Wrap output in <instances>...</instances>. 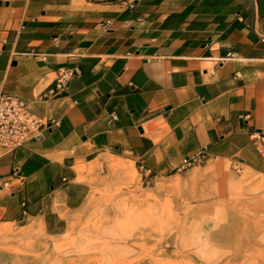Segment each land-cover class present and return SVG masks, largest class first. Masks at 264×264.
<instances>
[{
  "label": "crops",
  "instance_id": "obj_1",
  "mask_svg": "<svg viewBox=\"0 0 264 264\" xmlns=\"http://www.w3.org/2000/svg\"><path fill=\"white\" fill-rule=\"evenodd\" d=\"M61 69L73 73L55 88ZM0 91L47 122L0 145V231L48 198L74 209L79 171L127 160H259L264 0H0ZM65 181V182H64Z\"/></svg>",
  "mask_w": 264,
  "mask_h": 264
},
{
  "label": "rangeland",
  "instance_id": "obj_2",
  "mask_svg": "<svg viewBox=\"0 0 264 264\" xmlns=\"http://www.w3.org/2000/svg\"><path fill=\"white\" fill-rule=\"evenodd\" d=\"M255 146L253 164L200 157L162 176L127 160L77 169L80 203L27 209L0 231V264H264V140Z\"/></svg>",
  "mask_w": 264,
  "mask_h": 264
},
{
  "label": "built area",
  "instance_id": "obj_3",
  "mask_svg": "<svg viewBox=\"0 0 264 264\" xmlns=\"http://www.w3.org/2000/svg\"><path fill=\"white\" fill-rule=\"evenodd\" d=\"M72 73L71 69H61L55 80V88L65 87ZM40 126L47 127V122L31 111L30 103L25 98L0 91L1 146L13 150L23 145L39 131ZM198 158L184 159L183 165L190 164Z\"/></svg>",
  "mask_w": 264,
  "mask_h": 264
}]
</instances>
